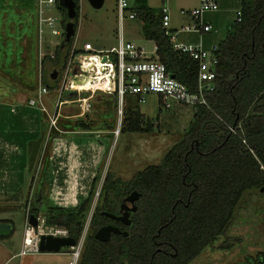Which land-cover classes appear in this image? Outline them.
I'll list each match as a JSON object with an SVG mask.
<instances>
[{"label":"trees","instance_id":"16d2710c","mask_svg":"<svg viewBox=\"0 0 264 264\" xmlns=\"http://www.w3.org/2000/svg\"><path fill=\"white\" fill-rule=\"evenodd\" d=\"M75 1L77 32L80 0ZM57 7L67 22L60 0ZM133 9L143 22L145 37L155 42L159 60L191 92H198V63L173 49L161 10L137 3ZM240 10L241 20L228 24L215 50L219 63L214 88L204 92L206 103L192 106L194 114L182 136L159 163L147 165L130 179L107 172L80 264H191L226 234L245 191L264 187V0H241ZM46 58L51 57L43 62ZM39 123L41 113L33 107L18 111L0 107L2 137L25 151L19 156L21 169L26 166L28 142L40 135ZM154 125L140 109H128L121 130L149 132ZM79 126L88 127L84 122ZM134 190L140 196L129 225L104 213H119L123 198ZM92 197L73 207L47 204L45 224L65 228L78 240ZM36 201L29 213L39 216L40 195ZM109 223L128 235L112 233L108 241H100L95 233ZM0 225H9L0 238L13 235L12 220L0 218ZM226 245L230 243L222 247ZM233 264H264V251Z\"/></svg>","mask_w":264,"mask_h":264},{"label":"rangeland","instance_id":"374dc122","mask_svg":"<svg viewBox=\"0 0 264 264\" xmlns=\"http://www.w3.org/2000/svg\"><path fill=\"white\" fill-rule=\"evenodd\" d=\"M135 1L128 2L133 6ZM36 2L0 0V107L18 111L29 106L41 113V123L37 125L40 135L28 142L23 169L19 156L24 149L5 140L0 132V218L14 221L15 226L12 236L0 238V264H73L68 247L60 252L27 249L24 255H17L23 248L28 208L38 204L40 195L39 217L45 219L47 204L73 207L93 195L84 228L88 232L95 205L101 201L107 172L127 180L147 165L159 163L182 136L181 120L186 124L188 121L179 114L175 116L179 111L176 104L171 109L164 107L156 93L147 94L142 101L127 95L125 115L132 106L140 109L146 120H157L163 127L169 122L179 130L172 132L176 137L170 133L158 137V127L154 133L121 130L117 135L123 122L118 98L84 85L83 90L66 88L70 86L63 83L66 65L72 50L82 49L86 41L99 49L116 45L122 26L126 29L128 25L136 32L134 43L143 46L147 55H155L156 45L143 35L142 21L126 19L121 24L118 0H104L101 7H95L90 0H80L74 39L65 42L64 36L47 32L40 41ZM52 14L58 19V27L64 26L66 18L60 9H53ZM47 55L51 58L43 62ZM43 86L48 87L40 98L46 111L31 103L32 99L38 101ZM85 97L91 104L86 111L82 107ZM60 100L64 102L56 109ZM184 108L192 113V105L186 104ZM55 112L59 115L53 124ZM81 122L88 127L79 126ZM226 242L230 246L222 247ZM260 251H264V187L245 191L226 234L207 246L191 264H233Z\"/></svg>","mask_w":264,"mask_h":264},{"label":"built area","instance_id":"2783aa9c","mask_svg":"<svg viewBox=\"0 0 264 264\" xmlns=\"http://www.w3.org/2000/svg\"><path fill=\"white\" fill-rule=\"evenodd\" d=\"M36 6L39 16L40 41L45 39L47 32L52 35L63 36L65 23L64 26L58 27V19L52 14L53 9L58 8L57 0H37ZM219 8L218 0H200L197 7L182 10V13L192 17V22L183 25L180 31L200 34L211 31L212 25L204 20L203 15L206 12L217 11ZM161 14L163 26L171 40L173 49L189 55L198 63V92H191L186 84L173 76L156 54L149 56L144 47L135 44L133 41L125 40L122 32L118 37V43L110 48L99 49L88 41L84 43L82 49H73L66 65L63 83L70 85L66 88L81 90L73 87V77L77 76L89 81L90 89H101L108 94L115 95L120 103L121 121L122 119L124 121L123 117H125L124 106L127 95H133L137 97L138 101H142L147 94L156 93L161 96L162 104L167 108L171 107L173 103L190 104L192 106L197 103H206L204 92L214 88V80L217 76L219 63L218 56L215 53L217 46L212 50H207L201 41L195 43L179 41L177 32L169 28L171 18L168 6L164 5L161 8ZM117 15L121 23L126 18L134 19L137 17L136 11L130 6L128 0H118ZM241 15L242 12L239 9L236 20H241ZM76 50L79 51L75 52ZM47 92V86L41 87L38 101L32 99L31 103L46 111L44 102L40 98ZM88 100L86 97L82 98L84 111L90 108L91 104ZM63 102L60 100L56 103L55 108L59 109ZM58 115V112L53 115V124H56ZM121 124L123 122H120ZM232 130L234 131V129ZM119 132H121V129L117 130V135ZM29 209L26 214V228L21 254H24L27 249L37 250L41 234L69 236L67 229L46 225L45 219L39 216V225L33 227L29 222ZM86 234L87 232L83 231L76 245L68 247L73 255V264H80Z\"/></svg>","mask_w":264,"mask_h":264},{"label":"crops","instance_id":"0c3cea01","mask_svg":"<svg viewBox=\"0 0 264 264\" xmlns=\"http://www.w3.org/2000/svg\"><path fill=\"white\" fill-rule=\"evenodd\" d=\"M135 2L137 4H146L148 6L157 8L159 10H161V8L164 5L168 6L169 11H170V15H171L169 28L172 31L177 32V39L179 41L193 42V43L201 41L203 43L204 48L207 50L214 49V47L217 46L219 44V42L225 37L228 24L230 22L236 20L237 12L241 6V0H218L219 5H220L219 10L206 12L203 15L204 20L207 23H209L210 25H212V30L200 34V33H196V32L180 31V29L183 25H186V24H189L192 22V17H190L189 15H183L182 10H190V9L197 7L199 5L200 0H136ZM136 3H135V5H136ZM135 5H133V6H135ZM133 6H131V7L133 8ZM134 19H137V17ZM125 20L123 21V23L125 22ZM129 20H131V19H129ZM123 23H121V24H123ZM142 25H143V22H142ZM142 25H141V28H142ZM121 32H122L125 40L133 41V39H136V37H137L135 30L133 28H130L129 25L127 26L126 29H124L122 26ZM142 33H143V31H142ZM126 37H127V39H126ZM86 42H88V41H86ZM159 98H160V101L162 103L161 96H159ZM174 104H176V107H179V111L175 114V116L179 114L181 117L186 119L185 121H188L186 124V122H184V120H181L182 125L184 127L183 129L185 130V128L188 126V124L190 123V121L193 117V114H194L193 107H192V111H191L192 113H189L184 108L186 106V104L173 103V105ZM172 106L168 107V109H171ZM128 109L130 110L133 108H132V106H129ZM144 117H145V115H144ZM153 123L155 124L153 129L149 132H146V133H154L152 131L156 127H158L160 129V131L157 133L158 137H159V135L164 137L169 133L172 135L171 137H176L172 134V132L174 131L175 128H177V130H179L178 126H175L169 122H166V125L163 127L161 125V123L157 120H153ZM185 124L187 126H185ZM166 142H168V141L166 140ZM158 143H159V145L161 144L160 142H158ZM23 241H24V238H23ZM70 250L71 249L67 248V252H70L72 254V252ZM15 255L16 254H13V256H15ZM17 255L22 256L24 254H21V252H19Z\"/></svg>","mask_w":264,"mask_h":264},{"label":"water","instance_id":"95a60500","mask_svg":"<svg viewBox=\"0 0 264 264\" xmlns=\"http://www.w3.org/2000/svg\"><path fill=\"white\" fill-rule=\"evenodd\" d=\"M95 7H101L104 3V0H90ZM60 4L66 8L68 21L65 23L64 27V37L66 38L65 42L69 41L71 38L76 35V26H75V17L78 14L76 8L75 0H60ZM53 77L56 76V73L52 74ZM174 76V75H173ZM140 193L137 190L132 191L130 194L125 196L122 200L119 213H112L109 211H104L109 217L120 220L122 223L129 225L131 223L130 213L137 209L135 201L139 198ZM29 222L33 227L39 225V217L34 213L30 214ZM9 225H0V233L4 229H8ZM112 233H123L128 235V231L122 230L119 226L114 224H106L101 226L95 233V237L100 241H108ZM77 243V239L72 236H54L52 234H41L40 240L38 243V250L40 251H51V252H60L64 247H73Z\"/></svg>","mask_w":264,"mask_h":264},{"label":"bare ground","instance_id":"6f19581e","mask_svg":"<svg viewBox=\"0 0 264 264\" xmlns=\"http://www.w3.org/2000/svg\"><path fill=\"white\" fill-rule=\"evenodd\" d=\"M81 85L89 86L86 89H90V83H89V81H85V79H82V78H79L77 76H74L73 77V87H76V88L81 89ZM83 89H85V88H83ZM83 89H81V90H83Z\"/></svg>","mask_w":264,"mask_h":264},{"label":"flooded vegetation","instance_id":"af4514ba","mask_svg":"<svg viewBox=\"0 0 264 264\" xmlns=\"http://www.w3.org/2000/svg\"><path fill=\"white\" fill-rule=\"evenodd\" d=\"M122 203V202H121ZM121 206V205H120ZM120 210V209H119Z\"/></svg>","mask_w":264,"mask_h":264}]
</instances>
